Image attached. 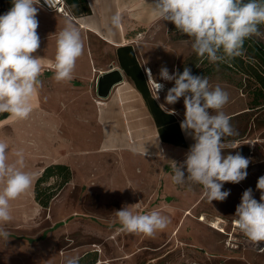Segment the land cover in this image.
Returning a JSON list of instances; mask_svg holds the SVG:
<instances>
[{
    "label": "rangeland",
    "instance_id": "1",
    "mask_svg": "<svg viewBox=\"0 0 264 264\" xmlns=\"http://www.w3.org/2000/svg\"><path fill=\"white\" fill-rule=\"evenodd\" d=\"M38 21H43L41 15ZM40 27L37 28L40 47L33 55L42 58L44 38L52 35L49 39L54 40V31L48 35ZM155 38L156 42H167L170 46V53H157L155 72L160 71V64L171 69L169 57L175 55L180 59L173 71L182 73L187 66L193 74L205 66L190 65L195 54L191 38L177 31L172 22L167 36ZM49 61H55L54 53L46 57V62ZM48 63L42 58L41 86L35 94L39 98L36 106L49 109L45 115H36L46 118L47 130H28V118L0 123V140L9 145L8 163H14L16 151L23 150L22 170L33 177L31 187L11 201L13 219L3 225L10 236L6 241L0 238V264H65V259L71 256L96 259L93 264H264V242L257 246L249 241L234 223L235 210L245 190L251 188L253 197L260 201L261 191L256 185L264 176V110L248 109V97L241 88L226 79L219 69L204 76L211 87L219 85L229 94L223 111L230 116L237 134L224 138L226 149L222 155L239 153L250 161L243 181L223 184L222 191H229L228 197L209 203L202 186L190 181L177 185L195 189L192 200L187 194H164L158 180L156 185L146 180L154 172L145 171L144 163H137L141 159H133L134 154H124L122 149L126 146H105L107 132L90 130L89 125L81 122L94 120L90 110L92 97L103 100L107 97L97 96L96 81L81 83L73 78L57 82ZM164 86L163 101L174 81H167ZM85 97L89 98L88 103ZM167 106L184 119L183 98ZM82 107L84 112L76 113V108ZM114 134L111 135L114 142L124 136ZM48 162L67 164L72 175L44 208L35 201L33 189L35 175ZM124 206L134 214L159 211L170 223L152 237L129 233L122 230L115 215ZM53 224L56 226L50 227Z\"/></svg>",
    "mask_w": 264,
    "mask_h": 264
},
{
    "label": "clouds",
    "instance_id": "2",
    "mask_svg": "<svg viewBox=\"0 0 264 264\" xmlns=\"http://www.w3.org/2000/svg\"><path fill=\"white\" fill-rule=\"evenodd\" d=\"M49 5V0H45ZM40 0H12V6L0 15V114L8 113L19 120L27 119L32 111L30 99L41 86L42 58L34 56L40 47L37 20ZM152 11L160 20L172 22L177 31L191 38V48L200 59L210 63L233 59L242 54L244 41L261 35L264 25V0H153ZM120 24L119 15L112 18ZM83 42L79 30L70 22L56 34L54 76L57 82L71 81L76 61L83 55ZM149 79H154L148 70ZM160 78L172 82L164 104L160 107L175 115L174 105L183 98L185 107L181 130L195 141L186 159L172 165L173 183L186 181L202 186L209 203L224 201L229 191H222L225 182L239 183L247 177L249 159L239 153L222 155L226 149L225 137L236 135L230 116L223 109L229 94L219 85L211 87L204 76L193 75L189 67L183 72H169L161 67ZM156 99L164 84L155 81ZM9 145L0 140V238L8 240L10 233L3 225L10 222L11 201L16 200L32 185V174L22 170L23 150L15 153L14 163H8ZM261 191L258 202L249 188L243 192L236 207L234 221L238 230L257 246L264 242V176L258 179ZM138 207V204L136 205ZM122 230L152 237L163 231L170 219L159 211L134 214L127 206L115 211ZM79 256L65 259V264H80Z\"/></svg>",
    "mask_w": 264,
    "mask_h": 264
},
{
    "label": "crops",
    "instance_id": "3",
    "mask_svg": "<svg viewBox=\"0 0 264 264\" xmlns=\"http://www.w3.org/2000/svg\"><path fill=\"white\" fill-rule=\"evenodd\" d=\"M152 3L153 0H68L67 4L72 17L62 16L47 11L40 4L36 5L37 20L38 15L43 18V21L39 23L41 27H38L46 31L48 35L51 30L54 31L52 37L54 40L49 39L52 35L44 38L42 58L44 63H48L46 62L48 54L56 55V34L66 26V23L70 22L74 25L80 32L84 48L83 55L76 61L74 79L81 83L96 81L97 92L98 80L104 74L109 73L108 80L115 81L120 78L111 87L106 100L92 97L94 103L90 110L94 120L81 122V124L89 125L90 128H86L96 132L99 129L106 131L104 144L107 147L126 146L122 149L125 151L124 154H134V160L141 159L137 163H144L145 171L154 172L150 173L148 178H146L147 175L144 178L151 180V183L155 185L158 180V186L162 188L164 194H187L192 200L196 194L195 189L180 188L171 179L172 168L170 167L174 161L178 165L183 163L190 146L195 141L181 130L180 123L183 118L178 111H175V115H169L160 107L165 103L164 90L159 92L158 100L155 98L154 79L162 84L167 82L160 78V71H154L157 53H163V51L170 53V46L167 42L155 41V35L167 36L169 21L160 20L157 17L152 11ZM11 6L12 0H0V15L9 11ZM117 15L120 17V24L114 25L112 18ZM169 58L172 61L169 63L172 67L168 69L171 73L180 57L175 55V58L171 56ZM54 62L48 63L53 69ZM163 66L164 64H160V67ZM149 69L154 79H149ZM97 96H99L98 92ZM85 98L88 103L89 98ZM38 99L35 95L30 99L32 111L26 124L31 131L35 128L47 130L46 118L36 115L49 113V109L45 106H36ZM83 103L85 104V99ZM165 107L172 110L167 105ZM78 110L84 112V107L76 108V113H80ZM12 119L16 118L8 115L0 120V123H6ZM113 132L117 136H120L118 134L124 136L114 142L111 139ZM96 140L98 146L97 136ZM124 158L127 162V157ZM52 163L63 162L45 163L35 176ZM55 226L53 224L50 227Z\"/></svg>",
    "mask_w": 264,
    "mask_h": 264
},
{
    "label": "trees",
    "instance_id": "4",
    "mask_svg": "<svg viewBox=\"0 0 264 264\" xmlns=\"http://www.w3.org/2000/svg\"><path fill=\"white\" fill-rule=\"evenodd\" d=\"M261 35L252 36L244 41L242 54L230 60L210 63L207 59H200L196 54L192 56L190 65H205L193 75L205 76L219 69L222 75L233 82L248 97V109L264 110V25L259 26ZM9 114H0V120ZM71 170L63 163H52L43 168L34 182V198L42 207H48L50 200L71 179ZM82 256L80 264H93L96 259L87 260Z\"/></svg>",
    "mask_w": 264,
    "mask_h": 264
},
{
    "label": "built area",
    "instance_id": "5",
    "mask_svg": "<svg viewBox=\"0 0 264 264\" xmlns=\"http://www.w3.org/2000/svg\"><path fill=\"white\" fill-rule=\"evenodd\" d=\"M67 1L68 0H49L48 5L47 3H45V0H40V5L47 11L55 12L65 17H72ZM216 224H219V222H216Z\"/></svg>",
    "mask_w": 264,
    "mask_h": 264
},
{
    "label": "water",
    "instance_id": "6",
    "mask_svg": "<svg viewBox=\"0 0 264 264\" xmlns=\"http://www.w3.org/2000/svg\"><path fill=\"white\" fill-rule=\"evenodd\" d=\"M109 73L104 74L99 80H98V84H97V92L98 95L101 97H106L111 89V87L120 80V78H118V80H108ZM106 78V80H105Z\"/></svg>",
    "mask_w": 264,
    "mask_h": 264
},
{
    "label": "bare ground",
    "instance_id": "7",
    "mask_svg": "<svg viewBox=\"0 0 264 264\" xmlns=\"http://www.w3.org/2000/svg\"><path fill=\"white\" fill-rule=\"evenodd\" d=\"M213 224H215V223H213Z\"/></svg>",
    "mask_w": 264,
    "mask_h": 264
}]
</instances>
